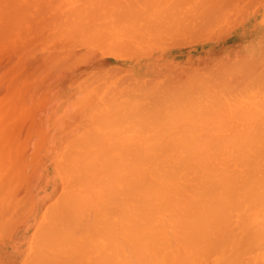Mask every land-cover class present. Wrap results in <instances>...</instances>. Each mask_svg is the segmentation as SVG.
<instances>
[{"label":"bare ground","instance_id":"obj_1","mask_svg":"<svg viewBox=\"0 0 264 264\" xmlns=\"http://www.w3.org/2000/svg\"><path fill=\"white\" fill-rule=\"evenodd\" d=\"M8 1L10 14L3 12L5 2L0 6V43L15 28L14 18L31 19L32 5H24L30 6L19 17V7ZM67 2L62 20L66 27L72 20L79 42L65 32L62 46L70 41L84 51L53 57L65 62L70 56L62 72L65 81L72 75L71 85L49 97L67 108L59 120L66 141L52 156L51 191L38 202L31 193H16V181L25 177L21 135L36 125L29 130L22 122L21 113H28L22 89L32 80L19 79L30 78L32 64L43 68L38 75L46 70L51 44L45 47L41 22L49 25L59 11L46 18L47 9L36 3L43 7L36 14L44 17L33 31L40 50L32 37L25 40L39 50L38 62L27 65L22 52L24 60L19 55L18 64L3 69L7 77L18 65L27 67L25 75L9 74L16 81L0 96V264H264V0ZM240 13L253 16L249 32H236L234 49L215 43L228 34L227 24L243 18ZM7 48L6 56L12 53ZM43 94L38 102L46 100ZM15 127L21 139L11 132Z\"/></svg>","mask_w":264,"mask_h":264},{"label":"rangeland","instance_id":"obj_2","mask_svg":"<svg viewBox=\"0 0 264 264\" xmlns=\"http://www.w3.org/2000/svg\"><path fill=\"white\" fill-rule=\"evenodd\" d=\"M12 1V0H11ZM11 1H8V2H10L11 4L10 5H12V2ZM14 1V3L15 4H17V5H15L14 4V6L15 7H12V6H10V8H14V9H16V10H18L17 9V7H19V10L21 9H23L22 11H24L25 10V8L27 9L30 5H32L31 6V10L30 9H28V10H30V11H28V14L30 15L31 14V16H28V17H31V19L29 20V19H27L26 17H24V18H26L27 20L26 21H24V18H21L20 16H22V11L20 10V12L21 13H19L18 15H19V17L20 18H18V16H17V18H18V22H17V20H16V18H14L15 20H16V22H17V24L19 23V21H24V23L26 24V27H25V24L24 23H22V22H20L19 24H18V26L17 25H14L15 23V20L13 19V22H12V26H14L15 28L13 29V30H11V32L14 34H12L13 36H11V32H10V29L9 28H7L8 26L7 25H5L6 26V28H7V30L5 29V31H7V32H10L9 33V36L7 35V41L5 42V43H0V48H2L3 49V51H1L2 49H0V76L2 75V73H3V69H8L12 64H14L15 62L17 63V61H16V59L19 57V55L21 56L20 58H22V60H24L23 59V54H22V52H24V57H25V61H24V63L26 62V64L28 63L29 64V66L31 65V62L33 63V61H37V58L39 57V56H37V55H39V50H40V38L38 37V36H36V40L34 39L35 38V34H36V32H38L37 30H36V27H37V24H39V26H40V23H37L36 24V22L37 21H43L44 22V17H43V14H44V16H45V14H46V16H56V14L54 15V13H57L58 11H59V13L57 14V17H60V18H57V20H56V17L54 18L53 17V19L51 20V21H49V18H48V20L47 21H49V22H47V23H49V25H51L50 24V22L53 24L52 25V27L51 28H48V26L49 25H46L45 23H42L41 22V25L43 26V28H42V30H43V34H44V32H45V36H46V39H48V41L46 40V45H45V47H49V45H50V49L49 48H46V58H48V60H46V61H48L49 63H48V65H47V67H46V65H45V68L44 69H46V70H43L42 72L40 71V75H38L39 73V69L41 70V69H43V68H41L40 66H39V64H37V63H35V64H32L34 67H33V69L35 68V67H37V68H35V71H31L30 70V68L32 67V65H31V67L29 68V66H28V78L29 79H27V78H23V79H19V80H23L24 82H26V81H30V80H32L31 82L32 83H30V86H29V83L28 82H26L27 83V89L25 88L26 86H24L23 84H21L23 81H20L19 82V80L17 81L18 82V86H17V88L18 89H20L21 88V86H19V85H23L24 86V89H22V91H23V93H24V91H25V93H24V95H23V98H21V99H23V101L25 100V106L27 107L26 108V110H27V112L28 113H26L25 111V114L24 115H22V113H21V117H25V115H26V117H25V119L24 118H21V119H23L22 120V122L26 125L25 127H29V125L31 124V122H32V124L33 125H35V122H36V125L33 127V126H31L32 128H31V130H30V127L28 128L27 127V129H29L30 131H28V133L26 132L27 130H25V135H24V133H22V135H21V137H23V136H25V138L24 139H22V141H23V146H24V148L23 149H21L22 150V152H21V154H20V150H19V148H18V151H17V153H19L21 156V159L18 157V159L20 160V164L22 165V167H23V173H21V171H20V174H22L23 176L25 175V177H23V180L21 181V179H19L18 181H16V183H18L19 181V187L17 188V190H16V193L18 194V196L20 197V194H22V196H23V193H25V194H28V193H31V195L35 198V201L36 202H38V201H40V200H43L44 198H46L47 196H48V194L50 193V191H51V188H52V184H51V179H52V175H53V172H52V170H51V162H52V156H53V153H54V151H56L57 150V146L58 145H61V144H65V141H66V139H65V136L63 135V132H62V130H63V126H62V124H61V122H59V120H60V116L64 113V112H66L67 111V108H65L64 106H60V104H61V99H49V97L51 98V96H50V93L51 92H53L52 93V97H55L56 96V94L57 95H60L61 93H63V91H64V89L67 87V86H69V85H71V83L69 82L70 80L72 81V75H68V76H66V79H67V81H65L64 80V74H63V72L64 71H66V66L64 65V63L68 60V62L70 61V59H67V58H69L70 56H72L71 54H75V52H77V53H80V52H78V51H80V49H79V47H74V46H72L69 42L70 41H68L67 43L68 44H70V45H68L67 43H64V46H62L63 45V43L61 42V40L62 41H64V42H66L67 41V35L69 36V38L71 37V38H73L74 40L76 39L77 40V37H75V36H73V34L74 33H76V31H74L73 29H72V26H71V24H73L72 23V20L71 19H69V20H71V24H70V27L68 28V26H69V24H68V22L66 21V23L68 24L67 25V27L65 26V23H64V19L66 18V17H68V13L66 12V10H67V6L69 5L68 4V2H67V0H44L43 2H41L42 4H40V0H24V2H22V1H20V0H13ZM19 1V2H18ZM5 2V5H7L6 6V11H7V9L9 10V12H6V11H3V12H5V13H8V14H10V10L11 9H9V6H8V4H6V2H7V0H5V1H3L2 2V4H1V2H0V6L1 7H4L5 5L3 4ZM20 2L22 3V5H20ZM27 3H29L30 5L29 6H26V7H24V5H28ZM40 4V5H43V6H45V8L47 9V11H45V9H44V11H42L43 12V14L41 13L40 14V12H41V10H43V7H41L40 8V6H38L37 4ZM57 4H60L61 5V8L58 10L57 8H56V6H57ZM253 4L254 5H259L260 4V2H258V0L256 1V0H254V2H253ZM252 4V5H253ZM48 5H50V6H48ZM22 6H23V8H22ZM37 6H38V8H37ZM46 6H48V7H46ZM21 7V8H20ZM36 9H39V10H36ZM35 10V11H34ZM26 11V10H25ZM38 11H40L38 14L39 15H37L36 14V12H38ZM3 12H2V14H3ZM11 12H13V13H15L16 15H17V13H18V11H11ZM35 13V17L34 16H32V15H34V13ZM45 12V13H44ZM25 13V12H24ZM23 13V14H24ZM33 13V14H32ZM7 14V16H9ZM14 14V15H15ZM27 14V15H28ZM64 14V15H63ZM4 15V14H3ZM2 15V16H3ZM38 17H37V16ZM240 15L241 16H243V18L242 19H240V20H236V18H235V21L233 22V23H230V24H227V25H230V26H232L231 28H230V30L229 31H227L228 32V34L225 36V37H219V36H217V38L216 39H214L213 41L215 42V43H218L219 45L220 44H228V47L229 48H231V49H234L235 47H236V43H238V41L234 38L235 36H236V32L238 31V32H245V33H247V32H249V29H248V27L251 25V24H253V16L251 15L250 16V14H242V13H240ZM239 14H237L235 17H237V16H240ZM6 16V15H5ZM6 16V17H7ZM24 16H26V13H25V15ZM45 16V17H46ZM1 17V16H0ZM16 17V16H15ZM23 17V16H22ZM71 16H70V14H69V18H70ZM2 18H4V17H2ZM1 18V19H2ZM47 18V17H46ZM248 18V19H247ZM0 19V20H1ZM21 19H23V20H21ZM54 19H55V21L57 22V24L55 23V21H54ZM63 19V20H62ZM68 20V21H69ZM244 20V21H243ZM29 21H31V23L29 22ZM249 23V24H248ZM11 24V23H10ZM31 24V25H30ZM43 24H45V25H43ZM55 24V25H54ZM64 24V25H63ZM239 24V25H238ZM64 27H63V26ZM237 25H238V27H237ZM1 26H2V23H1ZM17 26V27H16ZM32 26V27H31ZM41 26V27H42ZM55 26V27H54ZM56 26H58V27H56ZM22 28V30H23V32L25 31V33L23 34V36L25 35H27L26 37L24 36H20L21 35V31H20V29ZM54 27V28H53ZM18 28V29H17ZM32 28V32L30 31V29ZM38 28V27H37ZM40 28V27H39ZM48 28V29H47ZM56 28H58V30H55ZM228 27H225V28H222L223 29V31H225L226 29H227ZM8 29H9V31H8ZM34 29H35V34L33 33V31H34ZM244 29V30H243ZM17 30V31H16ZM38 30H40V29H38ZM42 30H40V31H42ZM243 30V31H242ZM27 31V32H26ZM55 31H59L58 33H56ZM63 31H64V33H63ZM6 32V33H7ZM19 32H21V33H19ZM65 32H67L68 34L66 35V33ZM17 34V35H16ZM19 34V35H18ZM38 34V33H37ZM51 34H57L56 36H53V37H55V39L57 40V45H54L53 46V43H51L52 42V39L54 40V38H52L51 37ZM60 34V35H59ZM69 34H71V35H69ZM213 35H217V29L216 30H213V33H212ZM33 35V36H32ZM40 35H41V33H40ZM39 35V36H40ZM249 35V34H248ZM247 35V36H248ZM16 36V37H15ZM21 37V38H20ZM31 37H32V39L33 40H31L30 41V39H31ZM34 37V38H33ZM39 38V40H38V38ZM41 37V36H40ZM29 38V39H28ZM51 40H50V39ZM61 38V39H60ZM234 39V41L232 40V39ZM15 39H17L18 41H19V44L21 45L20 47H18L19 48V50L20 51H18V48H17V50H13V48L12 47H17V46H19V44H18V42L17 41H15ZM25 39H28L30 42H31V44L32 45H35L34 46V49H35V47L37 46V48H39V50H37L36 49V51L35 50H33L32 48H31V44H29L30 42H28V40H25ZM222 39V40H221ZM35 40V41H34ZM70 40V39H69ZM76 40H75V42H76ZM26 41L28 42V43H26ZM55 41V40H54ZM78 41V40H77ZM233 41V42H232ZM16 42H17V45H16ZM39 42V45L37 44ZM79 42V41H78ZM7 43V44H6ZM24 43H26L25 44V46H27L28 48H26L25 46H24ZM55 44V43H54ZM65 44H67V45H65ZM182 43H180L179 45H181ZM233 44V45H232ZM8 45L10 46V48L8 49L7 47H8ZM14 45H16V46H14ZM61 45V46H60ZM179 45H177V46H179ZM232 45V46H231ZM234 45H235V47H234ZM25 47V49L23 50V49H20V48H22V47ZM58 46V47H57ZM171 46H173V45H168V46H166V47H171ZM176 46V45H175ZM30 47V48H29ZM33 47V46H32ZM73 47V48H72ZM182 47H192L191 45H183ZM8 49V50H6L5 52L7 53V51H11V48H12V53H10L9 52V55L7 54V56H6V54L5 53H3L4 52V49ZM77 48V49H76ZM28 49H30V50H28ZM53 49V50H52ZM180 49V48H179ZM178 49V50H179ZM187 49H189V48H187ZM26 50V51H25ZM33 50V51H32ZM49 50V51H48ZM64 50V51H63ZM78 50V51H77ZM82 50V49H81ZM16 51V52H15ZM84 50H82V52H83ZM162 51H165V50H161V51H159V52H155V54H154V56H160L161 55V52ZM15 52V53H14ZM20 52V53H19ZM51 53H54V54H51ZM56 53V54H55ZM57 53H59V54H57ZM15 54V57H13V55ZM22 54V55H21ZM48 54V55H47ZM49 54H50V57H51V55H53L52 56V58H50L49 57ZM64 54H65V56H68V55H66V54H70V56L69 57H66V60H65V62L62 60L61 61V58H57L56 57V60L58 61V63L56 64V62L57 61H55V58H53V57H55V55L57 56V55H59V56H62V58H63V56H64ZM73 54V55H74ZM82 54V53H81ZM169 57L171 58L172 57V55L170 54L169 55ZM15 58V59H14ZM19 58V59H20ZM52 60V62L54 63V64H52V62H51V60ZM26 59L28 60V62L26 61ZM29 59H31V60H29ZM65 59V58H64ZM14 60V61H13ZM59 60L61 61L60 63H59ZM30 61V62H29ZM38 62V61H37ZM63 62V63H62ZM67 62V63H68ZM62 63V65H63V67H60V69H59V66H60V64ZM18 64V63H17ZM26 64H24V65H26ZM27 64V65H28ZM37 64V65H36ZM57 66H56V65ZM58 64H59V66H58ZM69 64V63H68ZM68 64H66V65H68ZM18 66H22V65H18ZM65 66V67H64ZM6 67V68H5ZM14 67H15V65H14ZM16 67H17V65H16ZM20 67L18 68H15L14 70H15V72H13V77H14V75H18V76H20V74H19V72L22 74L23 73V70L22 69H24L25 71H26V69H27V67H26V69L25 68H23V67H25V66H23V67H21V69H20ZM49 67V68H48ZM70 66L68 65L67 66V68H69ZM13 68V67H12ZM61 68H64V69H61ZM32 69V70H33ZM37 69V70H36ZM52 69L54 70V69H58L57 70V72H55L54 74H53V76H51V75H49L50 73H52L53 71H52ZM171 69H174L173 67L171 68ZM12 70V69H11ZM11 70H10V73H12L11 72ZM51 70V71H50ZM13 71V70H12ZM44 71H46V73H47V71H49L48 72V74L46 75V73H44L46 76H48V78L45 76V75H43V72ZM63 71V72H62ZM6 72V71H5ZM8 72V76H9V71H7ZM6 72V73H7ZM33 72V73H32ZM15 73V74H14ZM35 73H37V74H35ZM42 73V74H41ZM24 74V73H23ZM25 74H26V72H25ZM24 74V75H25ZM35 74V75H34ZM12 75L10 74V76L12 77ZM24 75L22 76V77H24ZM27 75H26V77H27ZM42 75L45 77V78H47L46 79V81H45V79H43L42 80ZM6 77V74H4V75H2V78L0 77V96H1V94L3 93L4 94V92L3 91H5V86H7L8 85V83H13L14 82V79L16 78H12L13 79V82H12V79H11V77L9 78V77ZM41 76V77H40ZM49 76L51 77V78H49ZM21 77V78H22ZM58 77H60V79L58 78ZM69 77V78H68ZM18 78V77H17ZM36 78V79H35ZM5 79V80H4ZM9 79V80H8ZM11 79V80H10ZM27 79V80H26ZM34 79V80H33ZM62 79V80H61ZM3 80V81H2ZM6 80H8V81H6ZM36 80V81H35ZM61 80V81H60ZM15 81H16V79H15ZM45 81V82H44ZM5 82H6V84H5ZM42 82H44V83H42ZM2 83V84H1ZM20 83V84H19ZM40 84V85H39ZM67 84V85H66ZM12 85V84H11ZM14 85V84H13ZM12 85V86H13ZM42 85V86H41ZM66 85V86H65ZM16 86H13V87H16ZM38 86H40L41 88H39ZM20 87V88H19ZM4 88V89H3ZM23 88V87H22ZM43 88V89H42ZM44 89H45V91H44ZM61 89V90H60ZM12 90V89H11ZM2 92V93H1ZM12 92V91H11ZM46 93L45 95H44V97H46L45 99L46 100H44L43 102H38V97H40L39 96V94H42V93ZM22 93V94H23ZM13 95L12 94H9L8 96H7V99H14V97H12ZM42 98L41 99H44L43 98V96H41ZM6 98V97H5ZM48 99V100H47ZM42 101V100H41ZM11 102H13V101H11ZM34 102V103H33ZM34 104V106H32V104ZM40 103V104H39ZM57 103V104H56ZM12 104V103H11ZM14 104V103H13ZM53 104V105H52ZM29 105H31V107L29 106ZM24 106V107H25ZM28 107H30V108H28ZM32 107H33V109H32ZM55 107V108H54ZM65 108V109H64ZM31 109V110H30ZM64 109V110H63ZM40 111V112H39ZM42 111V112H41ZM19 112V111H18ZM23 112V113H24ZM32 112L34 113V114H32ZM59 112V113H58ZM16 113H17V111H16ZM47 113V114H46ZM29 116H28V115ZM32 114V116H31V118L32 117H34V119H35V121H33V119H31L30 118V115ZM45 114H46V116L48 117V115H49V118H47V119H45L46 118V116H45ZM54 114V115H53ZM56 114H57V116H56ZM40 115V116H39ZM53 115V116H52ZM16 116V115H15ZM56 116V117H55ZM16 117H18V115L16 116ZM20 117V116H19ZM15 118V117H14ZM30 118V119H29ZM18 120H19V118H18ZM30 120V121H29ZM45 120V121H44ZM48 120V121H47ZM20 121V120H19ZM28 121V125H27V122ZM21 122V121H20ZM22 122H21V125H18V126H20V127H15L16 128V130L14 129V131L16 132L17 130H18V128H20L18 131H23V129H22V126H23V128L25 129V127H24V124H22ZM48 122V123H47ZM46 125H45V124ZM18 124H20V123H18ZM15 125H17V124H15ZM45 125V126H44ZM36 126H38V127H40L39 129H37V127ZM46 126L48 127V128H46ZM8 127H9V125H8ZM12 127L14 128V126L12 125ZM42 127H44V129L42 128ZM11 128V127H10ZM55 129V130H53V129ZM42 129H43V133H41L40 131H42ZM47 129V130H46ZM75 129V128H74ZM10 130V129H9ZM8 130V132H9V134H11L10 133V131ZM75 130H78L77 128L75 129ZM13 132V130H11V132L12 133H14V134H18L19 133V139H21L20 138V132ZM52 133H51V132ZM7 132V133H8ZM30 132V133H29ZM30 134V135H27V134ZM38 133V134H37ZM14 134L13 135H8V136H14ZM40 134H44V136L42 135V137H40L41 135ZM51 134V135H50ZM27 136H28V138H27ZM32 136L34 137V139L32 138ZM7 137V136H6ZM15 137H16V135H15ZM14 137V138H15ZM49 137H51V139L52 140H50V138ZM60 137H61V139H60ZM32 138V139H31ZM39 138V139H38ZM40 138H41V141H40ZM48 138V139H47ZM19 139L18 140H16L17 142L19 141ZM27 139V140H26ZM37 140L38 141H40L41 142V144H39L40 146H39V148L38 147H36L35 148V146H38V145H35V143L36 144H38L37 143ZM9 141H10V139H9ZM7 142V143H10V142ZM22 141L20 142V144L22 145ZM26 141V142H25ZM44 141V142H43ZM49 141H50V143H49ZM14 142H15V140H14ZM16 143V142H15ZM49 143V144H48ZM12 144H13V140H12ZM19 144V145H20ZM8 145H10V144H8ZM18 145V144H17ZM16 145V146H17ZM26 145V146H25ZM33 145H35L34 146V149H36L35 150V152L37 151V155H34L33 156ZM14 147H15V144H14ZM49 147H50V150L48 151V149H49ZM32 148V149H31ZM14 148H12L11 150H13ZM16 149H17V147H16ZM29 149V150H28ZM55 149V150H54ZM15 150V149H14ZM26 150H28V151H26ZM30 150H32V151H30ZM30 151V152H29ZM14 152V151H13ZM26 152V153H25ZM16 153V152H15ZM19 154H17L18 156H19ZM25 154V155H24ZM36 154V153H35ZM33 157H32V156ZM16 156V155H15ZM27 157H28V159H27ZM31 157V158H30ZM34 157H35V159H34ZM16 159H17V156L15 157ZM32 158L34 159V160H32ZM49 158H51V159H49ZM28 160V161H27ZM49 160V161H48ZM33 161V162H32ZM48 161V162H47ZM32 165H34L35 167H33ZM50 166V167H49ZM50 169V170H49ZM33 170V171H32ZM39 170L41 171L40 172V174H39ZM39 174V175H38ZM21 176V175H20ZM38 176V177H37ZM47 176H49L50 178H47ZM52 176V177H51ZM18 178H19V176H18ZM21 178V177H20ZM28 180V181H27ZM14 183V182H13ZM15 183V184H16ZM28 183V184H27ZM14 184V185H15ZM28 185V187H26ZM44 185V186H43ZM16 187L18 186V184L17 185H15ZM39 187V188H38ZM41 187V188H40ZM27 188V189H26ZM22 190V191H21ZM26 190V191H25ZM43 190H44V192H45V195H41L40 193L41 192H43ZM20 192H22V193H20ZM28 192V193H27ZM43 192V193H44ZM38 193V195H36ZM21 196V197H22Z\"/></svg>","mask_w":264,"mask_h":264}]
</instances>
